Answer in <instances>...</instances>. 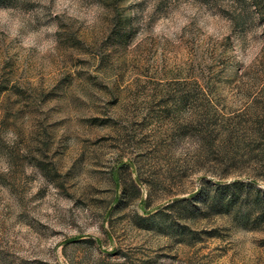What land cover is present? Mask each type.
I'll list each match as a JSON object with an SVG mask.
<instances>
[{
  "label": "rangeland",
  "instance_id": "1",
  "mask_svg": "<svg viewBox=\"0 0 264 264\" xmlns=\"http://www.w3.org/2000/svg\"><path fill=\"white\" fill-rule=\"evenodd\" d=\"M263 50L251 0H0V264H264Z\"/></svg>",
  "mask_w": 264,
  "mask_h": 264
},
{
  "label": "trees",
  "instance_id": "2",
  "mask_svg": "<svg viewBox=\"0 0 264 264\" xmlns=\"http://www.w3.org/2000/svg\"><path fill=\"white\" fill-rule=\"evenodd\" d=\"M251 5L256 9L259 15V19L263 26V36H264V0H251ZM127 19H123V21H126ZM122 20L119 22L121 23ZM124 28V27H123ZM260 64H262V72L264 71V50L260 59ZM264 73V72H263ZM257 81V80H256ZM207 87V89H206ZM201 87V92L204 96V102L201 104L200 108V114L202 118H208V116L219 114L222 117L225 116L223 113V107H220L216 101H214L212 98L208 97V93L212 94L215 92L207 91L210 89L208 86ZM256 91L249 94V99L244 104V110L236 112L233 116H227V121L229 123V127L227 129V132L225 133L224 137L228 140H236L239 141V130L242 128V126L245 124H248L249 121L252 119L262 118V121H264V81L260 82L256 85ZM188 98V97H186ZM185 99L184 101H186ZM242 118V119H241ZM260 138L264 142V126H262V129L260 130ZM219 186L221 184H218ZM223 186L219 187V189L227 188V187H236L238 184L232 183V184H222ZM223 192V191H222ZM229 203V202H228Z\"/></svg>",
  "mask_w": 264,
  "mask_h": 264
}]
</instances>
